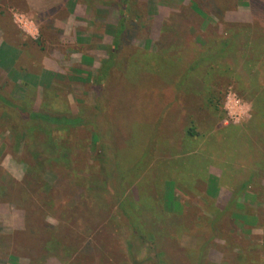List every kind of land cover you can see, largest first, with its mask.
<instances>
[{
    "label": "rangeland",
    "instance_id": "rangeland-1",
    "mask_svg": "<svg viewBox=\"0 0 264 264\" xmlns=\"http://www.w3.org/2000/svg\"><path fill=\"white\" fill-rule=\"evenodd\" d=\"M100 1L119 14L115 50L11 9L59 67L7 83L0 51V264H264V0H154L161 18Z\"/></svg>",
    "mask_w": 264,
    "mask_h": 264
},
{
    "label": "crops",
    "instance_id": "crops-1",
    "mask_svg": "<svg viewBox=\"0 0 264 264\" xmlns=\"http://www.w3.org/2000/svg\"><path fill=\"white\" fill-rule=\"evenodd\" d=\"M150 1L151 4H149ZM155 2L154 0H146V3L152 6L153 18H161L159 12L160 10L162 11L163 6ZM12 8L28 14L34 23L41 27L43 36L62 34L72 45L77 44L79 48L83 45V51L106 50V45L111 50H115L116 46L120 45L121 26H119L118 22L119 14L115 10H108L107 12L103 1L95 0L93 5L89 6L78 0H0V51H14V56L9 59L10 66L13 68L2 72L5 77L4 81L7 83H19L22 81L18 76L14 75V71L18 72V74L21 72L38 75L31 68H39L41 69L39 73L43 76L48 75L45 71L50 72V69L59 67L56 61L58 59L56 58L55 60L54 58L45 59V57L42 59L37 57L38 55L35 53L42 50L43 40H35L19 30L11 16ZM42 13L44 14L42 15ZM158 29L154 30L153 28L151 34H161ZM87 55L85 56L81 53L79 58H70V62L75 63L77 60L86 64V59L92 60L91 56H93L92 54ZM42 68H47L48 70H42ZM27 80L28 82L26 83H40L43 81L39 78ZM243 197H247V195ZM246 199H248V202H246ZM246 199L243 201L242 206L243 211L247 214L251 207H249V198ZM14 213L16 216L17 210ZM249 214L251 215V213ZM257 251L253 250L250 251L252 252L251 254L248 253L250 254L248 262H253V259L261 260L262 256Z\"/></svg>",
    "mask_w": 264,
    "mask_h": 264
},
{
    "label": "trees",
    "instance_id": "trees-1",
    "mask_svg": "<svg viewBox=\"0 0 264 264\" xmlns=\"http://www.w3.org/2000/svg\"><path fill=\"white\" fill-rule=\"evenodd\" d=\"M20 115L23 117V118H26L25 116L28 115L29 117H32V116H42L41 118H44L45 120L47 121H51L53 123H60V124H66V123H76V122H79L80 120L78 118H68L66 116H62V117H50V116H47V115H42V114H38V113H35V112H28L26 110L23 109V111L20 109ZM150 237L151 239H155L154 235L153 234H150ZM178 250V252L180 253V250L178 249V246L175 244V243H169L168 244V254L170 255V257H172V253L174 254H178L177 252H174ZM252 252H250L251 254ZM245 254V253H244ZM248 254V256L250 255ZM240 256H242V254H240ZM182 258V257H181ZM255 259H253L254 261ZM164 263V260L163 262Z\"/></svg>",
    "mask_w": 264,
    "mask_h": 264
},
{
    "label": "built area",
    "instance_id": "built-area-1",
    "mask_svg": "<svg viewBox=\"0 0 264 264\" xmlns=\"http://www.w3.org/2000/svg\"><path fill=\"white\" fill-rule=\"evenodd\" d=\"M14 17L15 20L18 22V24L24 28V29H28L29 26V20L28 18L24 17L23 15L19 14V13H14Z\"/></svg>",
    "mask_w": 264,
    "mask_h": 264
}]
</instances>
